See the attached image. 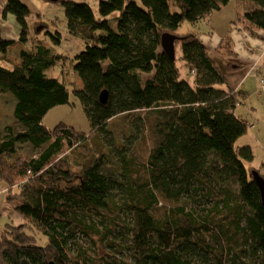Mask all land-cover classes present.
I'll return each instance as SVG.
<instances>
[{"label": "trees", "instance_id": "1", "mask_svg": "<svg viewBox=\"0 0 264 264\" xmlns=\"http://www.w3.org/2000/svg\"><path fill=\"white\" fill-rule=\"evenodd\" d=\"M56 1L64 7L67 31L84 44L71 64L80 88L48 74L66 55L42 45L16 48L31 38L30 5L5 0L3 7L21 33L8 40L0 29V93L12 94L13 116L23 129L0 124V182L10 191L25 180L14 207L20 225L8 224L1 235L0 264H264V205L257 170L249 167L254 149L237 145L248 133L247 120L236 113L247 93L227 80L244 64L231 38L226 49L215 51L227 58L222 68L201 34L178 33L185 21L205 20L232 0H99L97 11L86 1ZM242 1L247 8L237 20L256 34L264 29V0ZM39 25L47 28L37 20V33ZM165 32L178 36L174 59L162 49ZM250 71H257L264 95L262 69L254 65ZM103 90L109 92L106 103L100 101ZM72 93L84 106L92 135L106 147L111 119L155 113L147 177L134 176L138 168L127 150L119 155L121 178L105 168L106 151L72 164L67 152L87 135L64 123L51 130L43 124ZM21 142L41 152L15 157ZM159 195L202 198L208 208L201 214L178 205L157 219L151 210ZM118 226L115 241L110 236ZM44 237L46 245L39 243Z\"/></svg>", "mask_w": 264, "mask_h": 264}, {"label": "rangeland", "instance_id": "2", "mask_svg": "<svg viewBox=\"0 0 264 264\" xmlns=\"http://www.w3.org/2000/svg\"><path fill=\"white\" fill-rule=\"evenodd\" d=\"M25 1L29 3L33 11L32 15L28 18L31 28V38L28 42L19 43L16 48L20 50L23 46L32 50L38 45H42L44 47H49L54 52L66 55V58H63V63H58L55 68L49 70L48 74L62 76V78L65 77L68 82L74 85V88H80V86H82L81 80L73 71L71 64L74 63L73 57L81 51L84 44L76 36L71 35L67 31V20L63 5L54 0ZM75 1H86L90 3L96 11L99 4V0ZM246 8L247 4H245L244 1L232 0L228 4L222 6L221 9L215 10L205 20L196 24L185 21L179 27L178 33L197 32L202 35L201 38L205 40L213 52H219L226 49L228 45L226 40H228V38L232 39L234 45L233 39L240 33V27H243L240 21L237 20V16L239 12H244ZM37 20L43 21L47 25V28H43L41 25L37 26L36 29L40 30L38 33L34 30V24ZM57 31H59L61 35L58 34ZM262 32L264 34V29ZM51 33H53L55 37L61 39V42L58 43ZM180 50L181 48L178 44L179 55ZM14 51L18 52L16 49ZM249 52L250 51L247 49H242L240 54L242 58L249 60V62L245 63L248 66L240 71L227 74V80L231 86H239L247 93L245 99L243 98L241 101L242 103L238 105L236 113L241 118L247 120V134L250 137L249 139L245 138L243 141L239 140L237 145L242 146L243 144H249L253 147L255 158L249 162V167H253L254 170H257V172H260V174L264 176V95L258 90L257 71H253L252 73L250 71V73H247L249 67L250 69L252 67L250 64L253 62V57L252 59L250 58ZM214 57L219 66L226 68L220 61L222 58L219 56V53L214 52ZM180 63L182 64V62ZM261 74L264 77V69L261 71ZM190 78H193V76L190 75ZM14 103L15 100L10 92L0 93V124L3 127L13 126L15 130L18 131L23 129V127L17 123L13 116ZM154 118L155 113L151 110H147L121 114L111 119L108 123V130L111 132L109 134L110 137L106 140L108 146L106 147L102 137L95 136V133L92 135L91 124L84 106L80 99L72 93L70 102L52 108L44 117L43 124L51 130L55 129V127L61 123H64L87 135L81 143H78L76 147L67 152L66 156H68L72 164L77 165L76 162L86 159V156L89 157L93 153L97 154L106 151L109 152L108 160L110 161L106 164L105 168L110 173H113V176L115 175L121 178L123 168L121 167L119 155L122 151L127 150V158L129 160H134L138 168L134 176H139L141 179H144L148 176L145 165L148 162L152 149L156 145L155 135L153 131H151ZM251 124H255L254 127H252ZM40 152V148L33 147L27 142H21L15 157L19 156L30 159L37 156ZM15 157H10L9 161L12 162ZM75 167L76 166H73V168ZM23 180H25V177L14 185V189L10 191L3 190L6 186L3 182H0V238L5 232L8 224L14 223L13 225H20L17 224L20 218L18 215L14 214V207L18 203L17 189H19L20 183H22ZM121 195L122 194H119L117 197L119 202H123L121 200L123 199ZM159 196L160 202L155 204L151 210L153 216L157 219L164 218L169 209L178 205H186L185 207L189 210L195 209L201 214H204L208 208L207 201L202 198L196 200L171 201L165 199L162 195ZM119 230H121L120 226L116 228L115 233L110 236V239L118 241L117 239L121 237L119 235L121 232L118 233ZM80 242L87 244L86 240L82 238ZM39 243L46 245V238L40 239ZM256 264L260 263L258 262Z\"/></svg>", "mask_w": 264, "mask_h": 264}, {"label": "crops", "instance_id": "3", "mask_svg": "<svg viewBox=\"0 0 264 264\" xmlns=\"http://www.w3.org/2000/svg\"><path fill=\"white\" fill-rule=\"evenodd\" d=\"M25 1V0H23ZM30 1V0H28ZM28 3L27 1H25ZM5 0H0V29L2 32V36L8 40H18L21 33V27L18 21L16 20V17L8 13L7 15L3 16V7L5 5ZM29 4V3H28ZM240 33L233 39L234 41V48L237 51L238 54V60H240L244 64V68H246L245 63L249 62V60L242 58L240 56L242 49H247L249 52V56L252 59L253 62L250 64L252 67L255 65L256 69L261 68L264 69V34L261 30H256L255 33H251L247 28L244 26L240 27ZM209 39V38H208ZM215 52V51H214ZM219 56L222 58L220 61L223 63V65L227 66V58L221 54ZM241 67L235 69L234 72L240 71L244 68ZM250 69V67H249ZM249 135L246 134L243 137L240 138V140L243 138L249 139Z\"/></svg>", "mask_w": 264, "mask_h": 264}, {"label": "water", "instance_id": "4", "mask_svg": "<svg viewBox=\"0 0 264 264\" xmlns=\"http://www.w3.org/2000/svg\"><path fill=\"white\" fill-rule=\"evenodd\" d=\"M177 39H178V36L174 33L165 32L162 34V39H161L162 48L172 59L176 57ZM108 97H109L108 90H103V92L100 95V101L103 103H106L108 101ZM253 176L259 186L262 202L264 205V177L257 171L253 172ZM50 264H57V263L52 261L50 262Z\"/></svg>", "mask_w": 264, "mask_h": 264}, {"label": "built area", "instance_id": "5", "mask_svg": "<svg viewBox=\"0 0 264 264\" xmlns=\"http://www.w3.org/2000/svg\"><path fill=\"white\" fill-rule=\"evenodd\" d=\"M263 88H264V85H263ZM255 124H251L252 127H254Z\"/></svg>", "mask_w": 264, "mask_h": 264}, {"label": "bare ground", "instance_id": "6", "mask_svg": "<svg viewBox=\"0 0 264 264\" xmlns=\"http://www.w3.org/2000/svg\"><path fill=\"white\" fill-rule=\"evenodd\" d=\"M240 141H243V138Z\"/></svg>", "mask_w": 264, "mask_h": 264}]
</instances>
